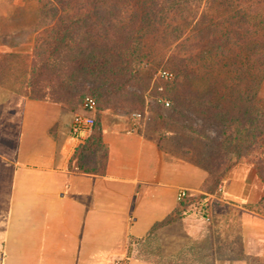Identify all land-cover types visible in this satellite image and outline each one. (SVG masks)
Listing matches in <instances>:
<instances>
[{"label":"crops","instance_id":"obj_1","mask_svg":"<svg viewBox=\"0 0 264 264\" xmlns=\"http://www.w3.org/2000/svg\"><path fill=\"white\" fill-rule=\"evenodd\" d=\"M22 88L0 86L2 264H264V181L252 162L220 169L214 142L146 117L133 131L131 112L115 106L97 115L104 150L75 158L91 135L71 131L86 95L60 103ZM152 109L164 119L168 107ZM181 189L209 193V218L196 210L151 233ZM150 238L165 262L141 256Z\"/></svg>","mask_w":264,"mask_h":264},{"label":"trees","instance_id":"obj_2","mask_svg":"<svg viewBox=\"0 0 264 264\" xmlns=\"http://www.w3.org/2000/svg\"><path fill=\"white\" fill-rule=\"evenodd\" d=\"M38 3V24L46 22H41L36 31L45 36L41 35V43L34 46L24 93L31 98L48 97L66 103L74 101L78 92L87 88L98 102L95 112L84 109L81 113L92 114L95 124L75 158L80 159L84 151L104 148L97 116L107 108L102 89L112 79L130 73L134 62L148 56L144 42L147 37L166 31L172 33L175 42L181 39L174 50L177 53L170 56L174 78L166 91L217 126L213 142L219 149L220 169L246 158L247 147L264 146V106L258 100L264 78V0H38ZM4 55L0 53V84L6 71L2 63ZM200 60L209 64L205 65L203 75L193 69ZM212 65H231L235 75L229 83L222 84L215 80L219 74ZM205 76L214 80L205 92L183 89L187 83ZM182 91L186 94L184 98L178 95ZM95 155L97 164L100 154ZM219 185H213L210 191L215 192ZM208 194L192 193L178 201L176 211L157 223L151 233L198 210L200 200ZM210 210L211 200L209 214ZM150 239L151 242L145 240L141 256L165 262L156 247V238ZM127 261L124 259L126 264Z\"/></svg>","mask_w":264,"mask_h":264},{"label":"rangeland","instance_id":"obj_3","mask_svg":"<svg viewBox=\"0 0 264 264\" xmlns=\"http://www.w3.org/2000/svg\"><path fill=\"white\" fill-rule=\"evenodd\" d=\"M38 0H0V52L6 53L3 56V62L6 66L3 82L0 86L22 90L28 78V65L31 56L34 53V46L41 43L39 37L45 36L37 32L36 28L39 24L38 18ZM39 40V41H38ZM181 39L174 41V37L170 31L156 36H149L145 39L147 57L137 60L131 65V72L112 79L109 86L102 89L104 96V104L108 107H117L125 112L140 110L145 112L146 123L155 127L171 128L172 123L181 124L182 129L187 132H194L207 140L214 141L217 138V126L212 120H207L205 115L188 109L186 104L175 98L173 93H168L166 87L171 81H166L157 77L160 69H165L174 73L170 56L177 53V48ZM184 53V52H183ZM131 61V60H130ZM208 63L200 60L193 69L199 75ZM215 79L220 83H229L235 72L233 66L217 67ZM213 74H211L212 76ZM208 77H201L191 81L192 83L184 85L185 89H192L199 93L205 92L209 85ZM24 82V84H23ZM162 87L163 91H158ZM187 91V90H185ZM79 95H92L93 93L87 88L82 89ZM184 98V91L178 94ZM161 99L169 101L170 106L165 111V118H159L152 109L154 103H161ZM259 103L264 106V78L258 93ZM174 127V126H173ZM246 144H249L246 142ZM246 159L252 162V165L260 173L261 179L264 181V146L261 144L251 145L244 150ZM263 156V157H262ZM94 154H88L87 165L92 166ZM152 248V247H151ZM155 249V248H154ZM156 252V251H155ZM161 252L163 249L161 247Z\"/></svg>","mask_w":264,"mask_h":264},{"label":"built area","instance_id":"obj_4","mask_svg":"<svg viewBox=\"0 0 264 264\" xmlns=\"http://www.w3.org/2000/svg\"><path fill=\"white\" fill-rule=\"evenodd\" d=\"M157 77L160 79H164L166 81H171L174 78V73L165 69H160L157 72ZM158 91H163L162 87L158 88ZM158 100H160L158 98ZM161 102L165 105V107H169L170 103L166 99H161ZM98 106V102L96 97L93 95H86L83 99V107L89 112H95ZM131 118L133 119V131H138L140 127H142L143 120L145 119V112L140 111V110H134L131 112ZM95 124V119L92 115H81L77 114L71 131L72 134L75 136H79L81 131H91L93 125ZM222 188L221 186L218 188V191L221 192ZM191 191L188 189H181L179 190L177 194V199L178 201L187 198L189 195H191ZM210 196L207 195L206 197L202 198L200 200L199 206H198V211L197 213L199 216L206 220L209 218V211H208V202L210 200ZM0 264L1 261H0ZM111 264H126L124 260H116L112 262Z\"/></svg>","mask_w":264,"mask_h":264}]
</instances>
